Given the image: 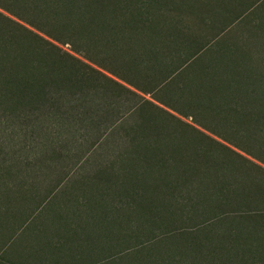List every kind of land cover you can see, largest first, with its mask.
I'll return each instance as SVG.
<instances>
[{
    "label": "trees",
    "instance_id": "16d2710c",
    "mask_svg": "<svg viewBox=\"0 0 264 264\" xmlns=\"http://www.w3.org/2000/svg\"><path fill=\"white\" fill-rule=\"evenodd\" d=\"M191 1L0 0L1 113L53 95L91 119L130 105L110 128L123 147L76 181L21 264H98L117 246L101 263L264 264V64L236 44L204 46L179 14L210 5Z\"/></svg>",
    "mask_w": 264,
    "mask_h": 264
},
{
    "label": "rangeland",
    "instance_id": "374dc122",
    "mask_svg": "<svg viewBox=\"0 0 264 264\" xmlns=\"http://www.w3.org/2000/svg\"><path fill=\"white\" fill-rule=\"evenodd\" d=\"M186 1L188 0H183L182 3ZM218 2L219 0L191 1L197 10H201L202 5L207 3L210 11L201 18L181 9L179 15L185 27L199 37L204 46L211 44L216 49L218 45L236 44L241 50L250 53L256 61L260 52L261 60L258 62L262 61L263 65L264 29L259 28L264 26V21L261 25L257 23L264 15V0H223L221 4L228 10L225 17L218 13ZM248 9L251 12L242 17ZM242 11L244 12L240 13ZM0 12L8 16L2 10ZM12 19L18 22L15 18ZM21 24L61 51L69 52L68 45L57 43L39 31ZM29 38L33 39L31 36ZM259 46L260 49H257ZM203 52L205 55V49ZM53 98L55 99L42 107H34L32 110L30 107L22 108L17 117L0 111V170L11 169L13 172L0 173V176L4 175L0 179V190L7 187L12 189L10 185L14 186L16 192L19 190L13 196L0 191V204L6 205L0 214V259L6 264L29 262L33 251L25 250V244L30 241L32 246L38 249L41 247L39 243L33 242L34 238L38 236L39 229L46 220L58 212L63 199L76 187V181L123 147V133L117 128L112 129L113 131L110 128L111 123L120 119L129 104L118 105L113 117L101 114L91 119L84 115L83 109L74 107V103H67L55 95ZM180 118L200 131L207 132L193 124L192 118ZM3 199H6L5 203L1 201ZM46 232L51 236L48 228ZM156 236L161 239L159 232ZM186 237L189 238V235ZM150 243V246H145L147 250H153L158 245L153 241ZM115 248L110 255H102L99 261L118 259L120 249L127 250V246ZM130 258L131 256L121 255L123 262ZM101 261L98 264L106 262Z\"/></svg>",
    "mask_w": 264,
    "mask_h": 264
}]
</instances>
